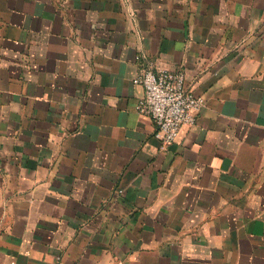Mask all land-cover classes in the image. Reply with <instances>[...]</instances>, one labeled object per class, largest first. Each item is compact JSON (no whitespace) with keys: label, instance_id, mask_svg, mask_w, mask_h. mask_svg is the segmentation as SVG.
Masks as SVG:
<instances>
[{"label":"crops","instance_id":"obj_1","mask_svg":"<svg viewBox=\"0 0 264 264\" xmlns=\"http://www.w3.org/2000/svg\"><path fill=\"white\" fill-rule=\"evenodd\" d=\"M0 264H264V0H0Z\"/></svg>","mask_w":264,"mask_h":264},{"label":"built area","instance_id":"obj_2","mask_svg":"<svg viewBox=\"0 0 264 264\" xmlns=\"http://www.w3.org/2000/svg\"><path fill=\"white\" fill-rule=\"evenodd\" d=\"M135 81L144 87V96L136 108L154 121V135L162 146L173 142L183 126L193 124L204 105L203 96L186 88L181 70L155 69L150 65L140 71Z\"/></svg>","mask_w":264,"mask_h":264}]
</instances>
